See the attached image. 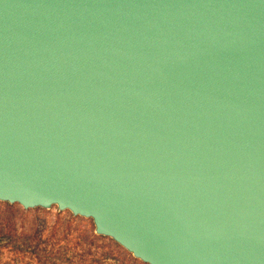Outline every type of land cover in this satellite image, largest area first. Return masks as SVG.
<instances>
[{"label": "water", "instance_id": "1", "mask_svg": "<svg viewBox=\"0 0 264 264\" xmlns=\"http://www.w3.org/2000/svg\"><path fill=\"white\" fill-rule=\"evenodd\" d=\"M0 201L264 264V0H0Z\"/></svg>", "mask_w": 264, "mask_h": 264}, {"label": "rangeland", "instance_id": "2", "mask_svg": "<svg viewBox=\"0 0 264 264\" xmlns=\"http://www.w3.org/2000/svg\"><path fill=\"white\" fill-rule=\"evenodd\" d=\"M6 203L0 201V219L8 215L13 234L34 240L30 247L18 249L14 235L1 234L0 264H148L112 238L98 235L91 218L57 206L25 209L20 204H13L12 213L6 215Z\"/></svg>", "mask_w": 264, "mask_h": 264}, {"label": "trees", "instance_id": "3", "mask_svg": "<svg viewBox=\"0 0 264 264\" xmlns=\"http://www.w3.org/2000/svg\"><path fill=\"white\" fill-rule=\"evenodd\" d=\"M6 206L8 207L7 211L5 212V214H9V213H12V211L10 209L13 208V204H9V203H6ZM13 226L12 224L10 223V220H9V216H3L1 219H0V235L2 234L3 236H9V237H12V235H14L16 237V240H17V248L18 249H21L23 247H30V244L31 241H33L34 239L30 238L29 235L27 234H20V235H16L12 233L13 231ZM93 236H94V239H100V236L96 235L93 233ZM30 241V242H29Z\"/></svg>", "mask_w": 264, "mask_h": 264}]
</instances>
